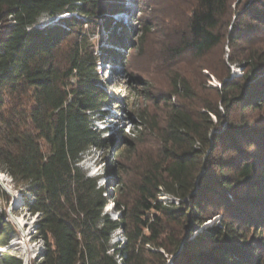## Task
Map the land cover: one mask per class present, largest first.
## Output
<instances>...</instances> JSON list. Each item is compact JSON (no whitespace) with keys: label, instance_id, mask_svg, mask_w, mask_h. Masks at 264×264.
<instances>
[{"label":"trees","instance_id":"16d2710c","mask_svg":"<svg viewBox=\"0 0 264 264\" xmlns=\"http://www.w3.org/2000/svg\"><path fill=\"white\" fill-rule=\"evenodd\" d=\"M124 3L0 0V167L33 197L26 204L44 242L37 264H264V122L243 116L237 124L212 107L196 116L187 105L172 106L131 200L117 194L120 217L105 215L106 188L80 167L90 150L111 144L96 126L109 97L85 28L101 20L109 29ZM44 16L60 17L59 24L41 28ZM109 38L127 48L116 31ZM224 40L233 50L245 46L237 58L246 71L239 83H222V106L227 113L263 111L264 0H198L176 53L204 57ZM101 52L123 60L115 49ZM237 58L230 55L232 63ZM123 142L116 160L139 144ZM162 193L178 204L160 200ZM217 216L220 224L205 227ZM195 226L205 228L192 238ZM15 231L0 213V264H24L10 252ZM118 231L124 243L112 245Z\"/></svg>","mask_w":264,"mask_h":264},{"label":"rangeland","instance_id":"374dc122","mask_svg":"<svg viewBox=\"0 0 264 264\" xmlns=\"http://www.w3.org/2000/svg\"><path fill=\"white\" fill-rule=\"evenodd\" d=\"M197 1L125 0V11L112 17L109 29L101 20L85 28L98 58H101L102 62L97 65L100 86L109 97V104L102 109L105 116L96 126L104 131L103 137L109 139L111 144L105 149L90 150L82 162L91 163L95 160L96 167L103 164L102 174L97 173L92 177L97 176L104 180V184L99 186L105 187L110 197L105 215L114 220L121 215V211L113 202L114 196L121 194L123 202L131 200L132 190L139 181L141 170L145 169L147 163L154 159L159 151L156 127L160 128L165 124L172 106L187 105L196 116L204 113L205 107H212L237 124L242 122L243 116L252 122H264V110L243 113L242 108L235 107L227 113L222 106L219 93L222 83H239L240 78L244 77V63L237 56L244 53L245 46L233 50L229 41L224 40L217 49L204 57L176 53L177 45L188 35L189 20ZM237 1L234 0L235 4ZM67 16L69 15H63L61 18ZM59 18L44 16L39 26H56L59 24ZM235 19L234 15L231 25ZM130 29L133 34L124 35L123 32L126 33V30ZM111 31H116L123 37L127 47L125 50L113 46L109 38ZM130 47L134 48L133 52H130ZM102 49H115L120 52L122 62L119 64L104 59V55H101ZM232 53L238 59L236 63L230 61ZM136 78L137 81L134 80ZM185 86L190 91L188 94L184 90ZM212 119L214 123L217 122L213 115ZM214 133L213 130L210 141ZM123 138L135 139L139 144L137 148L130 146L124 151L121 160H116L118 150L124 144ZM82 162L80 167L88 175L91 169L81 166ZM120 170H123V173ZM0 173L11 178H0V186L7 194L0 199V213H5L6 221L16 228L9 243L10 252L21 257L24 264H37L39 253L44 251V242L37 234L38 215H32L26 204L27 200H33V197L25 191L24 186L17 185L1 167ZM160 200L178 204V200L167 193H162ZM220 221L221 218L217 216L208 221L205 227L218 225ZM19 223H22L23 227ZM204 228L195 226L192 238ZM118 241L124 243L122 231L112 236L111 244L115 245ZM172 262L171 258L168 264Z\"/></svg>","mask_w":264,"mask_h":264},{"label":"clouds","instance_id":"9594fccd","mask_svg":"<svg viewBox=\"0 0 264 264\" xmlns=\"http://www.w3.org/2000/svg\"><path fill=\"white\" fill-rule=\"evenodd\" d=\"M81 166H86L88 168L91 169V171L88 172L89 176H94L97 173H101L102 174V169H103V164H100L99 167L95 166V160H92L91 163H89L88 161H84L82 162ZM0 178H4V179H8L10 180L11 178L6 176V174L0 173ZM99 184L103 185L104 184V180H100Z\"/></svg>","mask_w":264,"mask_h":264},{"label":"bare ground","instance_id":"6f19581e","mask_svg":"<svg viewBox=\"0 0 264 264\" xmlns=\"http://www.w3.org/2000/svg\"><path fill=\"white\" fill-rule=\"evenodd\" d=\"M19 225L21 226V227H23V224L22 223H19ZM3 249V248H2ZM3 250H5V249H3ZM2 250V251H3ZM5 252V251H4ZM36 262H40V258L38 259V261H36Z\"/></svg>","mask_w":264,"mask_h":264}]
</instances>
